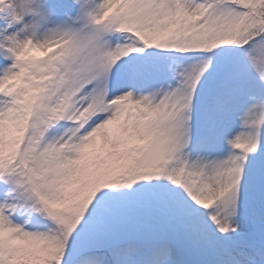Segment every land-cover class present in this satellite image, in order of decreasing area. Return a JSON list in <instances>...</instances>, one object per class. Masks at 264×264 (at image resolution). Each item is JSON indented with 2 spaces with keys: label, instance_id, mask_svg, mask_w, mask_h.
<instances>
[{
  "label": "snow or ice",
  "instance_id": "snow-or-ice-1",
  "mask_svg": "<svg viewBox=\"0 0 264 264\" xmlns=\"http://www.w3.org/2000/svg\"><path fill=\"white\" fill-rule=\"evenodd\" d=\"M0 264H264V0H0Z\"/></svg>",
  "mask_w": 264,
  "mask_h": 264
}]
</instances>
